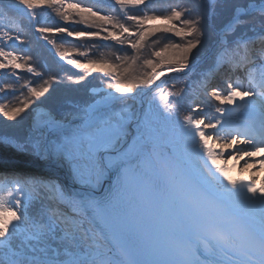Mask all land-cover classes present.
Instances as JSON below:
<instances>
[{
    "label": "snow or ice",
    "instance_id": "6c2138e0",
    "mask_svg": "<svg viewBox=\"0 0 264 264\" xmlns=\"http://www.w3.org/2000/svg\"><path fill=\"white\" fill-rule=\"evenodd\" d=\"M0 117V264H264V0H0Z\"/></svg>",
    "mask_w": 264,
    "mask_h": 264
},
{
    "label": "rangeland",
    "instance_id": "374dc122",
    "mask_svg": "<svg viewBox=\"0 0 264 264\" xmlns=\"http://www.w3.org/2000/svg\"><path fill=\"white\" fill-rule=\"evenodd\" d=\"M160 22L159 21H157V24H159ZM69 26H71V25H69ZM81 26V25H80ZM82 27V26H81ZM49 48L51 47V46H48ZM32 49H33V54L34 55H39V57H40V60H41V62H47V63H49V64H51L52 63V54H50L49 53V51L47 50V49H45V48H37V46L36 45H33L32 46ZM47 57H49V59L47 58ZM54 66V65H53ZM65 67H67L66 65H65ZM24 75V74H23ZM93 86H103V85H100L99 83H92V85L90 86V88L91 87H93ZM13 103H16V101L15 100H13ZM28 123H29V125L31 124V117H28ZM28 128L29 127H27L26 128V132H27V130H28ZM233 164H234V162H232ZM228 167H232V164H229V165H227ZM25 174H26V172H24ZM29 174V176L31 175V174H34L35 175V173H28ZM45 174H47V172L45 173ZM232 174L233 175H236L237 174V172H236V169H234L233 170V172H232ZM27 175V174H26Z\"/></svg>",
    "mask_w": 264,
    "mask_h": 264
},
{
    "label": "trees",
    "instance_id": "16d2710c",
    "mask_svg": "<svg viewBox=\"0 0 264 264\" xmlns=\"http://www.w3.org/2000/svg\"><path fill=\"white\" fill-rule=\"evenodd\" d=\"M78 28H80V25L78 26ZM157 47H160V45H157ZM104 51H107V49H105ZM144 54L145 55H149L150 54L149 50L146 49ZM91 83H99V81H91ZM90 86H91V84H90ZM12 103H13V101H12ZM0 121H3L2 117H0ZM16 127L19 128L22 133H25L26 132V128L29 127L28 118L25 119V120H22L20 125H17Z\"/></svg>",
    "mask_w": 264,
    "mask_h": 264
},
{
    "label": "water",
    "instance_id": "95a60500",
    "mask_svg": "<svg viewBox=\"0 0 264 264\" xmlns=\"http://www.w3.org/2000/svg\"><path fill=\"white\" fill-rule=\"evenodd\" d=\"M22 167L31 169L32 172L35 173L37 176L45 175V173L47 172L46 168H42L38 165H33L31 163L24 164Z\"/></svg>",
    "mask_w": 264,
    "mask_h": 264
},
{
    "label": "bare ground",
    "instance_id": "6f19581e",
    "mask_svg": "<svg viewBox=\"0 0 264 264\" xmlns=\"http://www.w3.org/2000/svg\"><path fill=\"white\" fill-rule=\"evenodd\" d=\"M48 171V170H47ZM63 177H61V179H62Z\"/></svg>",
    "mask_w": 264,
    "mask_h": 264
}]
</instances>
